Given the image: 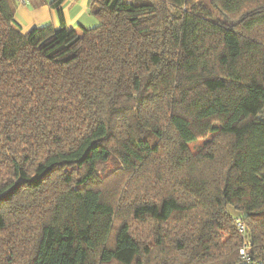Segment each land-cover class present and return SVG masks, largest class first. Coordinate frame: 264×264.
Masks as SVG:
<instances>
[{
	"label": "trees",
	"instance_id": "16d2710c",
	"mask_svg": "<svg viewBox=\"0 0 264 264\" xmlns=\"http://www.w3.org/2000/svg\"><path fill=\"white\" fill-rule=\"evenodd\" d=\"M63 2L0 0V264H241L238 218L263 255L264 0Z\"/></svg>",
	"mask_w": 264,
	"mask_h": 264
},
{
	"label": "crops",
	"instance_id": "0c3cea01",
	"mask_svg": "<svg viewBox=\"0 0 264 264\" xmlns=\"http://www.w3.org/2000/svg\"><path fill=\"white\" fill-rule=\"evenodd\" d=\"M27 4L15 2L16 13L14 26L22 32H28L35 27L52 24L60 27L56 8L50 4L53 0H27ZM91 0H64L61 5L64 21L69 29L81 32V27L91 28L98 24L90 12Z\"/></svg>",
	"mask_w": 264,
	"mask_h": 264
},
{
	"label": "built area",
	"instance_id": "2783aa9c",
	"mask_svg": "<svg viewBox=\"0 0 264 264\" xmlns=\"http://www.w3.org/2000/svg\"><path fill=\"white\" fill-rule=\"evenodd\" d=\"M17 3L21 4H27V0H14ZM237 225V230L238 233L245 238V244L244 246L240 249V254H241V264H264V254L261 255L260 257L258 256H253L251 254V243L249 239H247V228L242 220L239 218L236 221Z\"/></svg>",
	"mask_w": 264,
	"mask_h": 264
},
{
	"label": "rangeland",
	"instance_id": "374dc122",
	"mask_svg": "<svg viewBox=\"0 0 264 264\" xmlns=\"http://www.w3.org/2000/svg\"><path fill=\"white\" fill-rule=\"evenodd\" d=\"M197 3H198V5L205 7L208 10V12L211 13L216 19H219V20H223L224 21L225 17L216 8L213 0H198ZM203 145H204V142L198 141V142H195V143L190 144V148L194 152H196V151H199L202 148ZM100 168L102 169L103 166L100 165Z\"/></svg>",
	"mask_w": 264,
	"mask_h": 264
},
{
	"label": "water",
	"instance_id": "95a60500",
	"mask_svg": "<svg viewBox=\"0 0 264 264\" xmlns=\"http://www.w3.org/2000/svg\"><path fill=\"white\" fill-rule=\"evenodd\" d=\"M229 210L230 213L235 217H239L241 215L240 212L236 211L235 208H233L232 206H229Z\"/></svg>",
	"mask_w": 264,
	"mask_h": 264
}]
</instances>
